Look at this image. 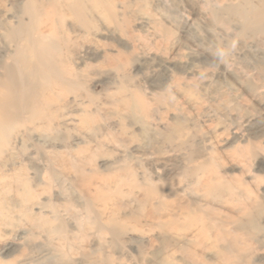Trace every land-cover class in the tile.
Listing matches in <instances>:
<instances>
[{
  "label": "rangeland",
  "instance_id": "rangeland-1",
  "mask_svg": "<svg viewBox=\"0 0 264 264\" xmlns=\"http://www.w3.org/2000/svg\"><path fill=\"white\" fill-rule=\"evenodd\" d=\"M69 3L0 0V66L29 7L77 85L9 107L0 264H264V34L230 12L258 0Z\"/></svg>",
  "mask_w": 264,
  "mask_h": 264
},
{
  "label": "bare ground",
  "instance_id": "bare-ground-1",
  "mask_svg": "<svg viewBox=\"0 0 264 264\" xmlns=\"http://www.w3.org/2000/svg\"><path fill=\"white\" fill-rule=\"evenodd\" d=\"M84 1L85 0H69L70 3L66 6L69 14H74L78 19H82L84 12L79 6L85 7ZM90 1V9H96L97 0ZM26 12L30 17L29 24H18L16 28H11L7 32V37L10 39L20 36L23 37L22 45L18 47L16 53L17 56L13 59L11 64H3L0 66L2 70V74L0 75L1 144L3 141L5 143L11 132L12 125L9 120L13 121L20 118L17 112L14 113V111L9 109L14 99L19 103H26L28 99L32 98L33 100H37L40 95L38 91L41 85L51 84L50 82H57L58 86L63 89L70 87V89L67 90L68 93H74L71 88L74 90L77 86L76 83L66 79L65 76L61 78L59 76L64 74L65 71L62 66L57 65L56 59L53 57V54L59 48L57 42L52 38L53 34L43 35V33L39 31L36 33L35 30L39 22L29 7H27ZM230 12H233L235 17L237 15L238 19H242V31H253L264 34V0H258L257 5H251L248 6V8L242 7L241 9L236 7ZM17 58H19V60ZM44 88L45 87H41V91H45L46 89ZM12 93L14 94L10 96ZM48 104L50 105L49 102L46 103V105ZM139 105V102H137L138 107H140ZM20 107L22 111L25 110L24 106ZM29 110V113L26 114L27 118L25 121H29V119L39 120L44 121L46 125L53 121L51 113L45 116L44 114L35 112L34 108ZM6 121H9V124L5 123ZM1 182L0 177V187L2 185ZM28 193L27 191L25 194L28 195ZM2 217H4V214L0 209V220Z\"/></svg>",
  "mask_w": 264,
  "mask_h": 264
}]
</instances>
